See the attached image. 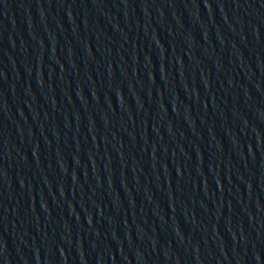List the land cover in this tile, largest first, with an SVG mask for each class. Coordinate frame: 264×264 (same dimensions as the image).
<instances>
[{
    "label": "water",
    "instance_id": "obj_1",
    "mask_svg": "<svg viewBox=\"0 0 264 264\" xmlns=\"http://www.w3.org/2000/svg\"><path fill=\"white\" fill-rule=\"evenodd\" d=\"M0 264H264V0H0Z\"/></svg>",
    "mask_w": 264,
    "mask_h": 264
}]
</instances>
